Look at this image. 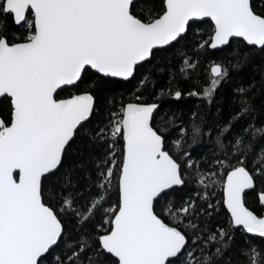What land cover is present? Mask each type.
<instances>
[{"label": "snow or ice", "instance_id": "1", "mask_svg": "<svg viewBox=\"0 0 264 264\" xmlns=\"http://www.w3.org/2000/svg\"><path fill=\"white\" fill-rule=\"evenodd\" d=\"M0 264H264V0H0Z\"/></svg>", "mask_w": 264, "mask_h": 264}, {"label": "trees", "instance_id": "2", "mask_svg": "<svg viewBox=\"0 0 264 264\" xmlns=\"http://www.w3.org/2000/svg\"><path fill=\"white\" fill-rule=\"evenodd\" d=\"M256 102H257V104H259V102H260V101H259V98H257V101H256Z\"/></svg>", "mask_w": 264, "mask_h": 264}]
</instances>
